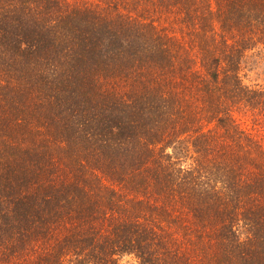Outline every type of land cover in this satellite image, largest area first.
<instances>
[{"label":"trees","instance_id":"1","mask_svg":"<svg viewBox=\"0 0 264 264\" xmlns=\"http://www.w3.org/2000/svg\"><path fill=\"white\" fill-rule=\"evenodd\" d=\"M264 0H0V264H264Z\"/></svg>","mask_w":264,"mask_h":264},{"label":"rangeland","instance_id":"2","mask_svg":"<svg viewBox=\"0 0 264 264\" xmlns=\"http://www.w3.org/2000/svg\"><path fill=\"white\" fill-rule=\"evenodd\" d=\"M250 81L255 83L264 84V74L260 70H256L250 73Z\"/></svg>","mask_w":264,"mask_h":264}]
</instances>
